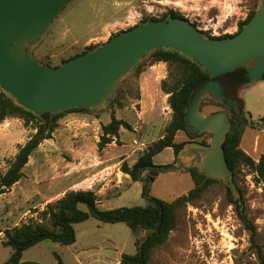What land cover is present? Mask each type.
<instances>
[{"label": "rangeland", "instance_id": "1", "mask_svg": "<svg viewBox=\"0 0 264 264\" xmlns=\"http://www.w3.org/2000/svg\"><path fill=\"white\" fill-rule=\"evenodd\" d=\"M258 4L259 0H75L30 46V51L39 59L59 64L87 46L103 44L121 30L152 17L148 10H154L158 18L175 10L211 35L233 34ZM152 60L150 55L142 58L116 83L112 97L101 106L88 112H68L59 120L52 138L44 139L29 157L23 177L1 194V228L30 220L47 223L42 211L47 203L65 195L62 189L68 183L94 190L102 208L151 203L143 195L145 181L133 180L123 171V164L133 165L148 144L164 133L171 119L169 94L161 88V80L169 75V64ZM240 96L244 109L252 116L241 145L258 160L264 153V122L260 119L264 116V80L244 86ZM220 109L229 112L227 106L206 98L202 112L209 114ZM113 112L133 128L122 127L118 142L99 149L102 125L111 120ZM35 125V121L26 125L19 117L0 122L1 172L6 171L19 147L36 132ZM210 137L211 133H205L197 139L208 142ZM188 139L183 130L177 134L178 141ZM141 141L146 142L143 149L138 147ZM172 156V149L166 148L154 156V162L173 166L176 160ZM94 159L102 162L96 165ZM146 174L148 171L143 173ZM236 182L242 202L218 179L194 203L179 207L177 225L166 242L155 248L150 264H248L256 259L250 232L239 210L256 225L257 239L264 249V186L245 163L237 166ZM193 186L189 171L162 170L150 183L149 196L173 201ZM79 206L88 210L85 203ZM75 229L77 237L72 244L46 239L28 248L26 257L51 264L57 262L58 253L64 264H77V257L83 264H121L124 254L137 252V241L148 232L142 228L134 231L125 222L109 223L94 217L76 223ZM1 236L6 238L5 233ZM11 253L12 247L0 242V263L8 260Z\"/></svg>", "mask_w": 264, "mask_h": 264}, {"label": "water", "instance_id": "2", "mask_svg": "<svg viewBox=\"0 0 264 264\" xmlns=\"http://www.w3.org/2000/svg\"><path fill=\"white\" fill-rule=\"evenodd\" d=\"M74 1L0 0L2 88L38 115L78 106L96 108L104 104L116 83L151 51L164 47L185 54L199 62L211 77L194 92L188 104L186 128L192 135L211 133V137L208 142H185L175 165L161 168L181 172L197 167L206 175L223 180L234 198L242 202L241 190L223 147L230 128L229 112L220 109L205 114L201 105L203 99H212L251 123V113L237 97L226 94L217 77L245 68L250 82L264 80V0H259L254 15L231 36L209 37L187 18L169 15L137 24L58 66H47L30 54L29 46L39 41Z\"/></svg>", "mask_w": 264, "mask_h": 264}, {"label": "trees", "instance_id": "3", "mask_svg": "<svg viewBox=\"0 0 264 264\" xmlns=\"http://www.w3.org/2000/svg\"><path fill=\"white\" fill-rule=\"evenodd\" d=\"M255 11L256 8L250 10L248 16L240 21L238 31H240L243 25L250 20ZM169 15L186 18L181 13L175 10H170L160 18L147 17L142 23L149 20L166 18ZM194 24L197 26L196 23ZM122 31L124 30H121L120 32ZM202 32L209 37H226L235 34L214 36L204 30H202ZM98 45L99 44H91L80 53L62 60L61 63L74 56L91 51ZM30 46L29 52L32 55ZM147 55L153 57V63L164 61L169 64V75L161 80V88L169 94L168 102L172 115L170 121L165 127L164 133L148 144V147L140 153L133 165L130 166L128 163H124L123 171L129 174L133 180L142 179L145 181L143 195L148 196L151 203L145 206L134 205L107 209L99 206L98 196L94 190H69L63 197L56 200V202L47 203V208L42 211L44 217L48 218L47 223L30 220L21 225L12 228L8 227L3 230L6 238H4L2 242L4 245L12 247V253L9 259L1 264H18L25 250L46 239L62 244H72L76 241L77 237L75 224L85 221L90 217L109 223L125 222L134 231L141 228L147 229L148 232L145 237L142 240L137 241V252L124 254L121 264H150L155 248L166 242L171 231L177 225L178 208L194 203L203 195L210 184L218 181V179L212 178L201 172L197 167H192L189 172L192 176L194 186L186 193L177 196L173 201H166L161 198L149 196V183L153 182L163 170L161 167L172 165L170 163L157 165L154 162V156L164 149L171 147L174 150L176 160V156L184 146L185 142L189 140H198V137L203 136L192 135L187 131L185 117L188 111V104L194 92L203 82L211 79V77L210 73L199 62L174 49L159 47ZM32 56L47 66H58L61 64L54 65L49 61L39 59L34 55ZM217 78L225 88L226 94L229 97H237L240 100L241 105L244 107V99L240 96V91H242L244 86L251 83L248 70L245 68H238L232 72L220 75ZM204 101L205 99L202 101L201 108L204 105ZM212 102L224 105L223 103L214 100H212ZM92 110H94V108L78 106L55 113L38 115L20 105L0 85V122L9 117L22 118L26 125H28L29 122H36V125L34 126L36 132L19 147L17 154L11 160L6 171H0V196L23 177V168L28 163L31 154L44 139L52 138L59 120L66 113L72 111L88 112ZM229 116L230 128L227 132L223 147L229 168L233 171L234 179L236 180L237 176V166L241 163H245L257 174L259 182L264 186V153H262L259 159L256 160L249 155L241 145L246 127L252 122L249 123L245 116L236 115L230 110ZM260 119L264 122V116ZM122 127L133 128L129 121L117 117L115 112H113L111 120L102 125V134L98 142L99 149H103L109 143L114 141L118 142ZM182 130L188 134L189 139L177 141L176 136ZM200 141L207 142L206 140ZM145 171H148V174L144 176L143 173ZM228 190L232 193V190L229 187ZM232 200L235 201L234 198H232ZM80 203H85L88 206V210L81 209L79 206ZM239 213L246 228L250 232L251 247L256 253V259L250 260L248 264H264V249L257 239V227L254 222L242 212V210H239ZM55 255L57 258V264H64L62 257L58 253Z\"/></svg>", "mask_w": 264, "mask_h": 264}, {"label": "crops", "instance_id": "4", "mask_svg": "<svg viewBox=\"0 0 264 264\" xmlns=\"http://www.w3.org/2000/svg\"><path fill=\"white\" fill-rule=\"evenodd\" d=\"M176 139H177V136H176ZM178 141V140H177ZM170 149H172V151H173V156H172V159H175V154H174V150H173V148H171V147H169ZM91 160H93V159H91ZM102 161H100V160H96V159H94V164H96V165H99L100 163H101ZM81 164L83 163V160L80 162ZM108 169V168H107ZM127 174V173H126ZM72 183H68L67 184V186L65 187V189H62L63 190V192L64 193H66L67 191H69V190H72V189H76V190H78V189H81V187L79 186V187H75V185H77L78 183H76V184H74V185H71ZM84 188V187H83ZM85 189V188H84ZM101 190V189H100ZM99 191V190H98ZM18 224V223H17ZM4 228H5V226H2V228L0 227V236L1 235H3L4 234ZM3 236H1V238H0V242L3 244ZM45 241V240H44ZM42 242V241H41ZM40 243V242H39ZM4 245V244H3ZM36 245V244H35ZM34 246V245H33ZM26 251V250H25ZM25 251H24V253H23V256H22V258H21V260H20V262L18 263V264H43L40 260L41 259H35V258H33V259H29V258H27L26 257V255H25ZM77 264H83L82 262H81V258L80 257H77ZM1 264V263H0ZM51 264H57V262H56V260H55V263L53 262V263H51Z\"/></svg>", "mask_w": 264, "mask_h": 264}, {"label": "built area", "instance_id": "5", "mask_svg": "<svg viewBox=\"0 0 264 264\" xmlns=\"http://www.w3.org/2000/svg\"><path fill=\"white\" fill-rule=\"evenodd\" d=\"M149 12H150V15L152 16V17H158V15H157V13L154 11V10H148ZM146 146V142H144V141H141L140 143H139V148H141V149H143L144 147Z\"/></svg>", "mask_w": 264, "mask_h": 264}]
</instances>
